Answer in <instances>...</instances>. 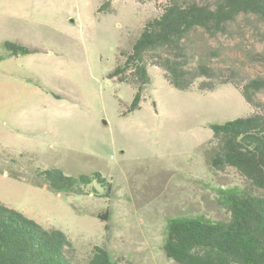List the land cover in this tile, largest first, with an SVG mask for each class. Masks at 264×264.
Returning <instances> with one entry per match:
<instances>
[{"label": "rangeland", "instance_id": "rangeland-1", "mask_svg": "<svg viewBox=\"0 0 264 264\" xmlns=\"http://www.w3.org/2000/svg\"><path fill=\"white\" fill-rule=\"evenodd\" d=\"M102 1L0 0V204L62 231L81 264L94 246L117 264H177L163 250L168 219L224 221L223 191L264 195L205 157L210 125L264 114V94L255 109L232 84L180 91L150 65L141 108L122 116L135 90L109 73L167 0H113L100 14ZM8 42L32 53L13 56ZM187 46L190 65L202 58L241 84L264 77V20L254 14L214 36L198 29ZM47 169L100 172L112 190L94 182L85 195L58 194L40 176Z\"/></svg>", "mask_w": 264, "mask_h": 264}, {"label": "trees", "instance_id": "trees-1", "mask_svg": "<svg viewBox=\"0 0 264 264\" xmlns=\"http://www.w3.org/2000/svg\"><path fill=\"white\" fill-rule=\"evenodd\" d=\"M112 1L103 0L98 13H113ZM205 1L167 0L160 14L146 22L130 51L123 54V63L109 73L111 79L135 90L122 116L141 108L144 93L152 85L150 65L160 68L177 90L188 91L198 80V89L207 92L232 84L251 107H260L257 98L264 94V77L241 84L232 70L215 67L202 58L190 65L187 41L198 29L213 36L224 33L242 14L264 20V0ZM5 47L13 56L32 53L16 43ZM210 129L213 136L205 150L208 165L219 171L233 167L264 189V114L211 124ZM40 176L58 194L85 195L94 182L103 185L107 193L112 190L100 172L70 176L61 169H47ZM223 200L229 213L224 221L202 215L167 220L163 250L168 259L177 264H264V195L223 191ZM76 252L62 231L45 229L0 204V264H81L75 260ZM84 264L117 262L106 248L94 246Z\"/></svg>", "mask_w": 264, "mask_h": 264}, {"label": "flooded vegetation", "instance_id": "flooded-vegetation-1", "mask_svg": "<svg viewBox=\"0 0 264 264\" xmlns=\"http://www.w3.org/2000/svg\"><path fill=\"white\" fill-rule=\"evenodd\" d=\"M8 43H10V42H8ZM6 44V43H5ZM6 48V47H5ZM7 50V49H6Z\"/></svg>", "mask_w": 264, "mask_h": 264}]
</instances>
